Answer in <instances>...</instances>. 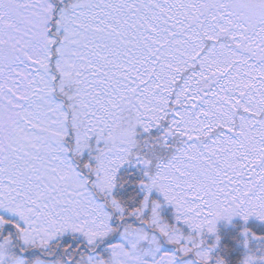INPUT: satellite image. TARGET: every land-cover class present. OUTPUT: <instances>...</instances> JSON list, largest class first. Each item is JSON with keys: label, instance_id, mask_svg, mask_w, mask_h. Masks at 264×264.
I'll return each instance as SVG.
<instances>
[{"label": "snow or ice", "instance_id": "6c2138e0", "mask_svg": "<svg viewBox=\"0 0 264 264\" xmlns=\"http://www.w3.org/2000/svg\"><path fill=\"white\" fill-rule=\"evenodd\" d=\"M0 264H264V0H0Z\"/></svg>", "mask_w": 264, "mask_h": 264}]
</instances>
